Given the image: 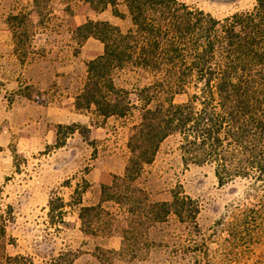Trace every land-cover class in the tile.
Wrapping results in <instances>:
<instances>
[{
    "label": "rangeland",
    "instance_id": "1",
    "mask_svg": "<svg viewBox=\"0 0 264 264\" xmlns=\"http://www.w3.org/2000/svg\"><path fill=\"white\" fill-rule=\"evenodd\" d=\"M179 1L219 18L254 3ZM119 4L125 31L131 18L124 0ZM75 11L81 17L73 21ZM18 13L27 18L13 38L8 18ZM85 14L81 0H0V264H15L14 256L20 264H213V258L216 264H246L219 223L245 182L220 185L212 164H186L176 135L161 143L135 182L139 213L107 201L108 213L94 210L90 217L97 234L83 231L80 207L97 204L101 186L124 172L127 142L139 120L137 111L104 120L76 109L86 57L99 44L78 40L75 29L90 19L84 21ZM129 79L138 83L135 76ZM58 124L78 125L64 127L59 143ZM75 189L82 192L81 203ZM173 189L198 206L195 222L174 214L163 222L150 220V202L170 200ZM56 198L65 206L51 214L49 201Z\"/></svg>",
    "mask_w": 264,
    "mask_h": 264
},
{
    "label": "trees",
    "instance_id": "2",
    "mask_svg": "<svg viewBox=\"0 0 264 264\" xmlns=\"http://www.w3.org/2000/svg\"><path fill=\"white\" fill-rule=\"evenodd\" d=\"M85 1L96 12L112 5L113 13L123 16L117 0ZM124 2L131 18L127 30L99 19L75 29L80 42L94 37L103 44V52L86 63L76 109L104 120L139 113L124 172L101 186L97 204L80 207L83 231L97 234L90 217L94 210L108 213L104 202L127 205L133 215L140 211L132 198L135 182L161 143L176 135L186 164H212L220 185L245 182L219 223L233 239L236 257L242 253L246 264H264V0L222 18L179 0ZM26 18L24 13L9 16L13 38ZM182 94L186 99L176 101ZM76 125H57L59 143L62 129ZM75 192L81 203L82 192ZM190 202L173 189L170 200L150 202L147 215L152 222L171 214L195 222L199 208ZM64 206L62 198L50 200L49 212ZM20 258L10 260L20 264Z\"/></svg>",
    "mask_w": 264,
    "mask_h": 264
},
{
    "label": "crops",
    "instance_id": "3",
    "mask_svg": "<svg viewBox=\"0 0 264 264\" xmlns=\"http://www.w3.org/2000/svg\"><path fill=\"white\" fill-rule=\"evenodd\" d=\"M123 0H117V7L120 6L119 2H122ZM83 7L85 8L86 14H85V20H87V18L90 19H99V20H107L109 22H111L114 25H117L121 28V25L123 23V19L122 17H119L117 15H115L113 13V6L112 5H108L107 8L101 12H96L93 9H91L90 5L88 2H86L85 0H81ZM119 10V9H118ZM120 12H125L124 10H119ZM78 11H75V13H73L71 15V20L75 21L76 19H78L79 17H81L78 13ZM81 20V22H84ZM98 39L94 38V37H88L85 41V45L88 43H99L97 44V52L95 55H91V56H87L86 59L90 60L98 55H100L103 52V44L99 41ZM87 46V45H86ZM83 46V47H86ZM85 50H82V52L84 53ZM89 50H87L86 52H88Z\"/></svg>",
    "mask_w": 264,
    "mask_h": 264
}]
</instances>
